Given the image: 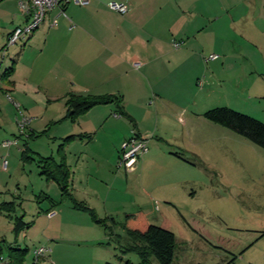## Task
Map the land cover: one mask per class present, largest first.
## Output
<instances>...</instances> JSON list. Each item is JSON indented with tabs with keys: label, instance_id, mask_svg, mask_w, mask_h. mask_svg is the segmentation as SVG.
I'll use <instances>...</instances> for the list:
<instances>
[{
	"label": "rangeland",
	"instance_id": "obj_1",
	"mask_svg": "<svg viewBox=\"0 0 264 264\" xmlns=\"http://www.w3.org/2000/svg\"><path fill=\"white\" fill-rule=\"evenodd\" d=\"M230 1L236 5L231 11L236 17L238 15L235 12L238 10L242 16L249 14L246 19L255 34L248 35L249 42L246 36L241 38L231 30H218L216 34L207 36V41L197 51L204 59L209 55H217L219 65L213 69L215 81L209 84L206 82L209 79L208 72H203L197 83L195 79L192 82L186 79L188 76L184 77L183 87L190 95V106L178 114L183 125H175L173 129L167 130L172 139H177L180 147V155L176 156L180 160V168L174 172L178 175L175 185L164 189L162 182L157 183L161 176L158 168L155 172H141L142 176H136L116 165L111 166L108 162L111 147L103 134L89 147V157L81 167L89 169L96 189L103 192L112 185L114 189L108 199L115 198V203L108 201L107 204L116 225L111 235L96 228L100 234L103 231L110 237V243L105 236H101L102 240L96 243L88 242L87 238L91 239L94 233H77L68 229L71 228L67 225L72 218L64 208H70V202L61 199L56 182L40 175L36 163L39 157L51 158L58 163L62 154L66 162L68 143L63 144L62 139L71 135L76 125V121L65 119V102L67 96L72 95L70 85L66 83L65 86L62 82L59 90L58 85L49 83L47 78L42 81L38 77L30 80L28 67L34 62L39 50V47L35 48L38 44L34 40L27 42L16 54L10 50V58L6 56L1 59L0 75L12 61L17 63L19 59L16 89L26 96L25 109L11 107L1 119L5 128L0 131V145L3 141L17 139L16 145L0 151L2 258L12 264L8 258L7 245L12 243L13 246L16 240L18 248L28 249L23 264H35L32 252L37 246H44L35 239L31 240V237L51 229L57 246L54 264H69V260L79 263L93 253L92 250L96 251L99 245L108 252L115 250L120 258L119 249L124 250L131 242L126 236L124 240L117 241L114 234L124 233L122 223L126 213L140 210L147 214L152 225L164 226L173 233L175 254L172 264H264V149L232 130L206 121L202 116L207 110L227 107L264 123V74H251L253 66L262 65L264 60V1ZM253 18L256 19L251 24ZM219 22H222L221 19ZM256 48L261 50L257 51ZM213 64V61H208V64L203 62L210 71ZM181 73L180 68L176 75L181 77ZM22 78L29 79L25 81ZM8 81L9 78L5 79L3 86ZM19 112L30 120L23 134L16 123ZM25 150L36 161L22 160ZM114 174H120L121 181L115 179ZM150 192L154 193L149 195ZM136 203L143 210L137 208ZM6 204H10V207L6 208ZM52 207L58 210L63 208L64 215L61 218H64V225L50 226L46 231L48 222L45 216ZM22 214L24 222H36L38 217L41 218L39 230L34 231L33 235L26 233L27 230L15 235L14 218ZM63 256L69 258L67 262L61 259ZM126 261L138 264V257L135 253H128L122 259L110 256L107 260L110 264H124ZM149 264L159 263L154 257H149Z\"/></svg>",
	"mask_w": 264,
	"mask_h": 264
},
{
	"label": "crops",
	"instance_id": "obj_2",
	"mask_svg": "<svg viewBox=\"0 0 264 264\" xmlns=\"http://www.w3.org/2000/svg\"><path fill=\"white\" fill-rule=\"evenodd\" d=\"M110 2L124 4L127 12L119 14L110 10L107 6ZM244 2L249 5L247 1ZM235 7L230 0H89L88 5L84 7L62 4L48 13L46 20L26 41L8 47L2 56L7 36L15 28L23 26L26 18L18 15L17 0H0V63L4 57L10 58V50L12 54H16L27 42L34 40L38 44L35 48L39 47V50L34 62L28 67L30 80L35 77L40 81L47 78L49 83L57 84L59 90L62 82L65 86L68 83L70 92L76 96L109 95L121 100L120 107L124 115H119L115 103H109L95 106L79 116L75 129L70 133L75 139L68 143L66 149L65 164L67 163L66 166L72 176L70 179L72 197L91 208L98 218H113L109 210L111 208L107 204L108 201L115 203V198L108 199L110 192L114 191L113 185L101 192L96 189L89 169L81 166L89 157L87 153L90 145L95 143L101 134L109 141L111 147L108 158L111 166L117 167L119 146L123 141L133 134L144 136L147 138V152L130 174L139 176L141 172L148 174L158 168L161 176H157L159 177L157 183L162 182L164 189L172 188L177 182L178 175L174 172L180 168V160L176 157L180 155V147L177 139H172L167 130L173 129L175 125L180 127L182 120L178 114L183 108L190 106V95L185 92L186 87H183L184 77L188 76L186 79L192 82L195 79L197 83L199 76L203 72H208L209 79L206 82L209 84L215 81L212 77L213 69L219 65L218 60L213 61L212 71L208 70L203 65V62L208 64V61L206 63L205 57L197 51L207 41L206 37L216 34L218 30H231L241 38L246 36L249 42L248 35L255 34L246 19L249 14L242 16L238 10L235 12L238 15L236 17L231 12ZM239 7L241 8V5ZM220 19L222 22H219ZM255 19L253 18L251 24H254ZM173 43H178V48H174ZM18 62L19 59L17 63L12 61L10 64V66L13 64V73L6 86L2 84L5 80L2 74L10 66L0 75V131L5 128L4 121L1 122L5 111L11 107L25 109V93L20 94L16 89ZM134 62H139L140 67L134 68ZM180 68L182 76L178 77L176 73ZM252 69L251 74L262 76L264 60L262 65L255 64ZM22 79L28 81L26 78ZM193 99L194 96L191 100ZM3 149L5 148L0 145V151ZM114 178L121 181L120 174H114ZM125 182L128 186L127 174ZM153 193L150 192L149 195ZM135 206L142 209L137 203ZM69 207L64 208L72 218V221H69L71 223L67 225L71 228L68 229H73L77 233L83 231L94 233L91 239L87 238L88 242L96 243L97 240H102L101 236H105L110 243V237L105 235L104 230L103 234H100L96 228H102L95 225L87 214L73 209L71 203ZM62 209L52 207L46 212L48 222L46 231L50 226L64 225L62 224L64 218H61L64 215ZM51 211H55L56 215L48 218L47 214ZM20 218L22 220L18 224L21 228L19 232L27 230L26 233L33 235L34 231L39 230L40 217L36 222L31 220V223L24 222L23 214ZM40 234L31 237V240H37L41 246L48 249L40 262L54 264L57 258L54 233L51 229ZM114 236L117 241L127 237L125 232ZM17 244L15 240L13 246L18 248ZM7 246L11 247L12 243H8ZM96 249L92 250L93 253L85 260L79 263L69 260V264H106L110 256L117 259L123 257L120 249V258L115 250L108 252L100 245ZM61 259L67 262L69 258L63 256Z\"/></svg>",
	"mask_w": 264,
	"mask_h": 264
},
{
	"label": "trees",
	"instance_id": "obj_3",
	"mask_svg": "<svg viewBox=\"0 0 264 264\" xmlns=\"http://www.w3.org/2000/svg\"><path fill=\"white\" fill-rule=\"evenodd\" d=\"M13 73V64L3 71L2 78L7 79ZM120 99L115 96H76L68 95L65 102V119L75 122L76 119L85 114L91 108L98 105L115 103L118 108L119 115L121 112ZM203 118L211 123L220 125L224 128L234 131L252 144L264 149V123L253 119L244 114L235 112L227 107H217L205 111ZM75 136H67L62 139L63 144H67L74 140ZM62 144V145H63ZM62 145L59 147L62 148ZM62 151V149H59ZM64 154L55 162L51 158L39 157L37 161L33 157L26 154V150L22 153V160L36 161L40 175H44L47 180L56 182L61 191V199L69 201L71 207L77 211L87 214L91 221L100 226L106 234L112 233L116 222L113 218H98L95 212L82 202H77L70 192V172L64 161ZM8 205V206H7ZM6 208L10 204H6ZM14 233L18 234L21 218H14ZM122 228L130 240L131 244L121 254L135 253L138 257V264H149V257H154L159 264H172L175 254V238L173 233L164 226L152 225L146 215L142 211L126 213L124 215ZM111 235V234H110ZM108 236V235H107ZM12 264H23L28 249H20L13 246H7ZM2 248H0V253ZM110 264V263H106ZM124 264H130L126 261Z\"/></svg>",
	"mask_w": 264,
	"mask_h": 264
},
{
	"label": "built area",
	"instance_id": "obj_4",
	"mask_svg": "<svg viewBox=\"0 0 264 264\" xmlns=\"http://www.w3.org/2000/svg\"><path fill=\"white\" fill-rule=\"evenodd\" d=\"M89 0H17V5L22 16L26 18L23 26L15 28L6 38V45L2 51V56L8 47L15 45L17 42L26 41L27 38L46 20L48 13L62 4H73L80 7L88 5ZM108 8L116 13L125 14L127 7L124 4L110 2ZM54 25L52 22L51 26ZM174 48H178V43H173ZM217 55H209L205 61H214ZM139 62H134L133 67L139 68ZM17 107V105H16ZM22 112H19V117L16 119L17 127L21 134L30 123ZM17 144V139L3 141L1 146L8 148ZM147 152V138L133 134L128 139L123 141L119 146V156L117 167L125 172H133L139 159ZM56 215L55 211L47 214L48 218H53ZM48 249L46 247L35 248L32 252L33 262L41 264L40 260L46 255ZM0 264H9L8 259L0 256Z\"/></svg>",
	"mask_w": 264,
	"mask_h": 264
}]
</instances>
